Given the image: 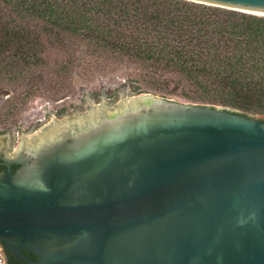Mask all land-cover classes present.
Listing matches in <instances>:
<instances>
[{"label": "water", "instance_id": "1", "mask_svg": "<svg viewBox=\"0 0 264 264\" xmlns=\"http://www.w3.org/2000/svg\"><path fill=\"white\" fill-rule=\"evenodd\" d=\"M130 94L21 141L36 160L0 178L2 245L29 264H264V118Z\"/></svg>", "mask_w": 264, "mask_h": 264}, {"label": "trees", "instance_id": "2", "mask_svg": "<svg viewBox=\"0 0 264 264\" xmlns=\"http://www.w3.org/2000/svg\"><path fill=\"white\" fill-rule=\"evenodd\" d=\"M83 65L133 69L138 94L264 118V16L187 0H0V87L41 73L65 89Z\"/></svg>", "mask_w": 264, "mask_h": 264}, {"label": "rangeland", "instance_id": "3", "mask_svg": "<svg viewBox=\"0 0 264 264\" xmlns=\"http://www.w3.org/2000/svg\"><path fill=\"white\" fill-rule=\"evenodd\" d=\"M85 67L75 70L65 89L53 85L50 77L41 73H36L22 86L0 87V132L11 133L17 138L15 148L53 121L90 113L92 107L102 104V99L105 103L116 104L127 89L130 95L146 94L135 92L131 78L136 73L131 68ZM178 101L186 102L184 99Z\"/></svg>", "mask_w": 264, "mask_h": 264}, {"label": "flooded vegetation", "instance_id": "4", "mask_svg": "<svg viewBox=\"0 0 264 264\" xmlns=\"http://www.w3.org/2000/svg\"><path fill=\"white\" fill-rule=\"evenodd\" d=\"M2 139L5 140V143L1 142ZM16 140L17 138L11 137V133L3 134V131L0 132V178L8 173L9 166L11 172L16 174L23 166L32 165L36 160L34 156L23 150V146L15 148ZM0 247L3 249L6 264H29L31 261H37V257L26 250H23L25 259H21L19 256H15V252L8 251L1 241Z\"/></svg>", "mask_w": 264, "mask_h": 264}, {"label": "built area", "instance_id": "5", "mask_svg": "<svg viewBox=\"0 0 264 264\" xmlns=\"http://www.w3.org/2000/svg\"><path fill=\"white\" fill-rule=\"evenodd\" d=\"M0 264H6L4 254L2 252V248H0Z\"/></svg>", "mask_w": 264, "mask_h": 264}]
</instances>
